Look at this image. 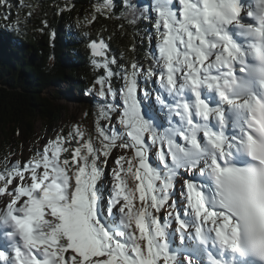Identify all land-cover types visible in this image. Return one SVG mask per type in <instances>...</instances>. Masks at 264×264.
<instances>
[{"label": "snow or ice", "instance_id": "obj_1", "mask_svg": "<svg viewBox=\"0 0 264 264\" xmlns=\"http://www.w3.org/2000/svg\"><path fill=\"white\" fill-rule=\"evenodd\" d=\"M117 4L150 62L90 40L94 135L0 160V264H264V0H101L81 23Z\"/></svg>", "mask_w": 264, "mask_h": 264}, {"label": "trees", "instance_id": "obj_2", "mask_svg": "<svg viewBox=\"0 0 264 264\" xmlns=\"http://www.w3.org/2000/svg\"><path fill=\"white\" fill-rule=\"evenodd\" d=\"M99 2L8 0L10 7L0 3V160L10 154L15 138L34 136L37 120L50 126L60 119L64 108L55 103L57 96L45 93L61 83H72L75 89L87 92L104 75L103 69L93 68L87 48L90 40L111 36L110 55L118 61L127 63L135 56L145 66L150 62L146 58L150 25L146 21L128 25L121 19L119 4L111 19L101 16L91 25L81 23ZM121 23L124 29L119 27ZM132 44H136L135 53L129 51ZM113 85L118 87L116 81ZM86 99L94 106L92 98ZM88 113L93 116L92 107ZM60 129L67 135L70 128ZM47 133L56 130L50 128Z\"/></svg>", "mask_w": 264, "mask_h": 264}, {"label": "rangeland", "instance_id": "obj_3", "mask_svg": "<svg viewBox=\"0 0 264 264\" xmlns=\"http://www.w3.org/2000/svg\"><path fill=\"white\" fill-rule=\"evenodd\" d=\"M143 1L149 2V0ZM154 44L155 42L153 41L151 47H154ZM148 50L150 52L151 48L149 47ZM72 85V83L57 84L50 92L45 93V95L49 97H53V95L57 96L55 103L64 108L61 117L55 124L50 126L44 125L42 121L37 120L35 122L34 136L32 138H15V141L12 143L13 147H11L9 151L10 153H14L11 157L12 160H27L33 155V151H30V149H41L48 140L54 139V135L61 131L60 127L63 126H66L69 129L72 125H79L82 130L94 135V122L99 109L98 97L95 96V93L75 89ZM96 87L99 88V85ZM86 98H92L94 100V106L91 105L89 103L90 101ZM89 107H92L93 109V116L88 113ZM50 128H55L56 133L49 135L47 129ZM120 154H123L122 150H114V155ZM113 167H115V165L112 162V159H110L109 164L105 169L108 176H110ZM103 183H108V180H104ZM129 184L130 186L133 184L131 179L129 180ZM177 187H179V184Z\"/></svg>", "mask_w": 264, "mask_h": 264}]
</instances>
